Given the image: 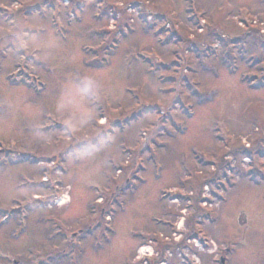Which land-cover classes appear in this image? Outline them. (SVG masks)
<instances>
[{
    "label": "rangeland",
    "instance_id": "rangeland-1",
    "mask_svg": "<svg viewBox=\"0 0 264 264\" xmlns=\"http://www.w3.org/2000/svg\"><path fill=\"white\" fill-rule=\"evenodd\" d=\"M68 1L0 0V264H264V0Z\"/></svg>",
    "mask_w": 264,
    "mask_h": 264
},
{
    "label": "flooded vegetation",
    "instance_id": "flooded-vegetation-1",
    "mask_svg": "<svg viewBox=\"0 0 264 264\" xmlns=\"http://www.w3.org/2000/svg\"><path fill=\"white\" fill-rule=\"evenodd\" d=\"M102 211H103V209H102ZM101 218H102V216H100V217L98 216V218H97V219H98V222H100ZM95 227H96V229H98V228L100 227V224H96ZM91 228H92L91 226L88 227V229H91ZM185 235H186V234H185ZM226 253H227V252H226Z\"/></svg>",
    "mask_w": 264,
    "mask_h": 264
}]
</instances>
